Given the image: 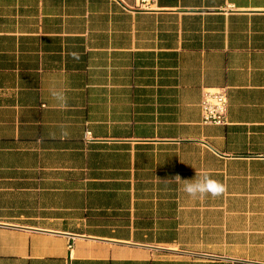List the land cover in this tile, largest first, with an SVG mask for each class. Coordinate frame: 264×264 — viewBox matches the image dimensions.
<instances>
[{"label": "crops", "instance_id": "0c3cea01", "mask_svg": "<svg viewBox=\"0 0 264 264\" xmlns=\"http://www.w3.org/2000/svg\"><path fill=\"white\" fill-rule=\"evenodd\" d=\"M131 4L0 0V264H264V0Z\"/></svg>", "mask_w": 264, "mask_h": 264}, {"label": "built area", "instance_id": "2783aa9c", "mask_svg": "<svg viewBox=\"0 0 264 264\" xmlns=\"http://www.w3.org/2000/svg\"><path fill=\"white\" fill-rule=\"evenodd\" d=\"M127 9L150 10L155 8L157 0H130ZM201 121L203 124L226 125L228 124L227 109L228 97L225 88H208L203 91L200 101ZM89 132H85L84 139L89 140ZM71 247V244L68 245Z\"/></svg>", "mask_w": 264, "mask_h": 264}, {"label": "clouds", "instance_id": "9594fccd", "mask_svg": "<svg viewBox=\"0 0 264 264\" xmlns=\"http://www.w3.org/2000/svg\"><path fill=\"white\" fill-rule=\"evenodd\" d=\"M73 55L76 56V54ZM50 92L51 96L58 102V106L61 109L67 108L68 98L63 90L51 89ZM69 136L70 133L68 132L67 127L62 126L60 137L65 139ZM173 180L177 183H182L183 191L192 198H203L209 194L215 198L225 191L224 185L220 181L210 178L206 172L198 173L195 171V177L192 179H182L181 176L177 174Z\"/></svg>", "mask_w": 264, "mask_h": 264}]
</instances>
